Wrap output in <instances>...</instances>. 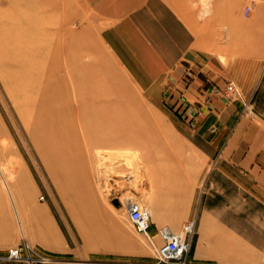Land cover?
Instances as JSON below:
<instances>
[{"label": "rangeland", "instance_id": "374dc122", "mask_svg": "<svg viewBox=\"0 0 264 264\" xmlns=\"http://www.w3.org/2000/svg\"><path fill=\"white\" fill-rule=\"evenodd\" d=\"M103 1L0 0V252L25 239L50 255L48 264H156L154 251L129 221L128 205L137 203L150 211L153 232L156 224L180 231L176 224L183 228L185 222L196 220L192 258L197 264H243L195 258L202 235L197 209L210 186L212 165L206 166L201 180L184 170L190 166L184 156L194 153L183 146L181 137L215 141L214 146L216 140L223 142L230 130L219 135L209 130L217 123L212 114L196 136L183 129L195 112L213 113L217 107L233 104L238 112L229 129L241 116L262 117L264 84L250 99L233 82L242 93L240 98L229 94L226 84L214 85L215 98L203 100L189 75L173 85L174 90L164 84L153 94L142 91L101 38L108 12L113 15L123 9H115L120 0ZM172 1L178 10L186 11L191 23L217 32L220 55L232 62L236 73L240 65L258 60L264 79V0ZM28 56L33 62L23 74V57ZM30 79L35 83L25 87ZM94 91L116 107L135 111L127 117L131 125L122 131L86 129L75 120L65 134L38 125L34 110L39 98L59 95L64 100ZM205 150L215 158L220 155L219 148ZM218 183L227 186L226 180ZM194 190L189 210L186 194ZM224 224L225 218L220 226ZM53 227L66 240L64 252L41 246L51 241ZM223 229L219 242L225 245Z\"/></svg>", "mask_w": 264, "mask_h": 264}, {"label": "crops", "instance_id": "0c3cea01", "mask_svg": "<svg viewBox=\"0 0 264 264\" xmlns=\"http://www.w3.org/2000/svg\"><path fill=\"white\" fill-rule=\"evenodd\" d=\"M120 1L115 9H123L113 15L111 10L108 12L109 20L102 25L100 35L113 58L142 91L153 94L164 84L174 90L172 86L181 84L184 76L189 75L198 98L203 100L215 98L214 85L224 87L230 82L238 85L244 97L250 99L264 84L258 60H250L248 66L240 65L236 73L232 62L227 63L228 59L220 55L217 32L203 31L202 25L191 23L188 20L191 17L186 11L178 10L172 0ZM242 70L247 73V80L242 78ZM260 98L264 99V94ZM236 112L238 105L233 104L226 109L217 107L213 113L203 109L195 112L193 119L189 118L192 122L183 130L195 136L210 114L215 116L212 121H217L209 129L213 128L215 135L230 130L223 142L216 140V146L215 141L206 144L181 135L183 146L194 153L184 156L190 165L184 170L193 172L194 179L201 180L206 166L212 165L210 186L198 204L202 235L194 255L200 260L260 264L264 260V114L257 119L241 116L229 129L228 123ZM206 147L219 148V157L215 158ZM218 179L226 180L227 186H220ZM194 195L195 190L186 194L189 210L193 208ZM224 218L225 224L220 226ZM175 226L182 230L181 224ZM157 227L160 226L156 224ZM220 227L225 231V245L219 242ZM46 243L49 244L41 246L56 253L68 248L54 227L52 239ZM219 248L224 253L217 252Z\"/></svg>", "mask_w": 264, "mask_h": 264}, {"label": "built area", "instance_id": "2783aa9c", "mask_svg": "<svg viewBox=\"0 0 264 264\" xmlns=\"http://www.w3.org/2000/svg\"><path fill=\"white\" fill-rule=\"evenodd\" d=\"M250 8L247 7V12ZM226 91L235 97L242 96L240 90L232 82L228 83ZM128 217L137 233L145 237L154 251L156 264H197L192 258L197 227L195 219L185 222L181 231H176L167 225L158 227L153 232L150 211L137 203L128 205ZM51 261L49 254L31 246L25 239L21 244L0 252V264H48Z\"/></svg>", "mask_w": 264, "mask_h": 264}, {"label": "bare ground", "instance_id": "6f19581e", "mask_svg": "<svg viewBox=\"0 0 264 264\" xmlns=\"http://www.w3.org/2000/svg\"><path fill=\"white\" fill-rule=\"evenodd\" d=\"M23 58V67L20 69V72L24 74L26 73V69L29 68V62H33V60L31 57ZM24 63H27V68H24L26 67ZM20 72L18 73L20 74ZM34 83L30 79L24 84H27L25 85L26 87ZM74 96L75 98L64 100L59 99V95H51L48 96L49 98H39L37 102L39 107L34 110V115L38 119V125L42 128L60 129V131H64V134L75 120H80L83 123V128L85 127L86 129H91L93 126H100L106 130L116 127L122 131L125 125H131V123H128L129 120L127 117L128 115L134 114L135 111L130 108L126 109V107H116L115 104L110 102V98L100 96L99 91H94L90 95L75 94L72 97ZM65 138L71 141L70 136L66 135Z\"/></svg>", "mask_w": 264, "mask_h": 264}, {"label": "water", "instance_id": "95a60500", "mask_svg": "<svg viewBox=\"0 0 264 264\" xmlns=\"http://www.w3.org/2000/svg\"><path fill=\"white\" fill-rule=\"evenodd\" d=\"M114 203L115 204H118L119 203L118 199L114 200Z\"/></svg>", "mask_w": 264, "mask_h": 264}]
</instances>
